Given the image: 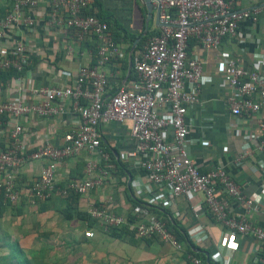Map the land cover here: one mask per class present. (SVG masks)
I'll use <instances>...</instances> for the list:
<instances>
[{"label": "built area", "instance_id": "obj_1", "mask_svg": "<svg viewBox=\"0 0 264 264\" xmlns=\"http://www.w3.org/2000/svg\"><path fill=\"white\" fill-rule=\"evenodd\" d=\"M45 1L48 7L44 21L54 34L78 42L90 40L94 48L90 60L80 64L75 80L68 85L22 84L19 95L0 99V128H6L8 137L5 147H0V205L18 204L24 196L39 201L52 194L66 197L71 190L81 196L89 195L116 169L111 152L102 144L103 127L111 122L125 123L136 147L133 152L123 153L119 161L134 160L132 168L141 169L144 174L135 176L130 186L142 194L150 193L151 198L139 203L130 215L91 203L87 212L102 231L126 227L137 238L159 239L179 248L167 221L152 213V204L163 205L171 216L179 198L192 201L202 193L204 198L192 204L191 210L199 216L206 208L224 226L230 250L238 235L264 243V227L253 220L255 213L264 214V184L248 193L220 161L208 170L198 167L196 153L201 148L190 139L195 128L187 119L189 107L198 104L205 81L201 57H189L187 53L190 40L217 48L224 38L238 35L244 20L257 23L264 5L246 9L239 7L241 0H151V19L159 17L152 27L158 32L148 35L132 53L136 78L131 87L111 91L106 67L120 63L126 51L116 43L108 22L87 12L92 0ZM40 2L12 0L0 18V71H22L26 67V44L19 38L12 40V32L22 26L33 30L38 23L34 11ZM222 52L225 81L232 89L228 103L234 124L242 118L260 121L256 131L243 135L246 144L232 163L256 168L264 177V160L255 157V152L264 153V73L259 68H247L232 51ZM255 55L263 64L264 55ZM17 78L24 81L23 77ZM66 106L78 119L77 126L64 137L63 145L53 144L48 136L32 145L23 122L63 115ZM84 153L88 157L81 176L59 188V163ZM33 161L40 163L39 169L27 178L23 168ZM228 197L242 205L244 211H233ZM84 236L93 238L95 232L88 229ZM206 237L201 227L192 242L201 248ZM230 257L214 251L207 260L194 255L190 259L192 264H228Z\"/></svg>", "mask_w": 264, "mask_h": 264}, {"label": "crops", "instance_id": "obj_2", "mask_svg": "<svg viewBox=\"0 0 264 264\" xmlns=\"http://www.w3.org/2000/svg\"><path fill=\"white\" fill-rule=\"evenodd\" d=\"M3 1L5 0L0 1V5H4L2 10L12 2ZM102 1L108 11L121 17L128 31L139 33L136 21L140 17H147V9L141 0ZM262 5L264 0H241L239 7L250 9ZM47 7V1L41 0L38 9L34 11L38 23L32 31L22 26L12 32V40L19 38L25 42L28 63L25 73L19 75L23 77V82L18 81L19 76L0 81L1 100L19 95L22 84L66 86L75 80L80 64L91 58L90 51L94 44L90 40L73 41L69 36L54 34L47 27L44 21ZM156 22L152 18L148 25L152 26ZM144 23L147 24L146 19ZM121 45L126 49L123 43ZM224 50H230L232 55L241 57L247 68H259L264 73V63L258 62L255 55H264V11L257 23L244 20L238 35L224 38L221 46L204 47L198 41L190 40L187 50L189 57H201L205 76L198 104L189 107L187 112V119L194 123L195 128L190 139L196 140L198 148H201L196 153L197 165L202 170H208L220 161L230 176L238 180L246 192L251 193L260 189L264 184V177L256 168H247L243 164L234 165L232 161L246 144L243 135L256 131L260 121L242 118L239 124H234V116L230 113L228 103L232 89L226 84L224 77ZM130 63L128 52L120 63L107 65L111 91H117L121 86L131 87L136 76L130 78L133 70ZM65 109L63 115L54 118L37 121L29 119L23 122L32 145L39 144L47 136L53 144L63 145L64 137L77 126L78 119L68 106ZM129 131V125L125 123L111 122L103 127V147L111 152L112 157L116 156L115 160L118 162L123 153L135 150L136 141ZM7 141L6 128L1 127L0 147L4 148ZM255 155L264 160V153L255 152ZM87 157V153H84L59 163L56 169L59 188L63 189L71 179L82 174ZM133 162L134 160L123 162L127 164L126 170L116 167L101 187L94 188L87 196H81L79 209L87 212L89 205L94 202L108 206L120 215H130L139 203L150 199V193L142 194L132 186L131 189L127 188V173H133L132 179L144 174L141 169L132 168ZM39 166L38 161L25 165L23 175L27 178L36 175ZM203 198L202 193L192 201L179 198L177 209L171 215L177 228L186 234L190 242L192 236L204 227L207 233L205 243L199 247L201 250L193 249L194 252H201L209 257L214 251H221L231 256L228 264H264V243L252 237L238 235L234 238V248L230 250L224 226L206 208L199 216L192 212L191 205ZM228 201L233 211H244L242 205L232 197H228ZM67 204L66 197L52 194L42 201L24 196L18 204L0 205V264H24V260L29 264H192V254L188 252L189 243L186 240L177 241V248L159 239H150L149 244L135 236L134 241L128 237L115 239L108 232L102 231L98 223L91 226L89 219L75 217L68 220L63 214ZM153 204L154 215L169 213V209L163 205ZM253 220L264 227V214L255 213ZM88 229L94 230L93 238L84 236Z\"/></svg>", "mask_w": 264, "mask_h": 264}, {"label": "trees", "instance_id": "obj_3", "mask_svg": "<svg viewBox=\"0 0 264 264\" xmlns=\"http://www.w3.org/2000/svg\"><path fill=\"white\" fill-rule=\"evenodd\" d=\"M11 4H12V2H11ZM11 4L6 6V8L2 10L0 18L7 12L8 8L11 6ZM87 12L88 13H96L98 16L102 17L104 20H106L108 22L109 27L113 32L112 35H113V38L115 39L116 43L122 44L125 42V43L129 44V47H127L125 49L126 53L129 52L130 47L136 38H139V40L136 44V48H140L148 35L158 32L157 29H154L151 25H145V23H144L143 29L139 33H135V32L132 33L131 31H128L125 28V26L121 20V17L119 18L116 16L115 13L108 11V9H106L104 7V1H102V0H92V4L88 8ZM26 66H27V64H26ZM25 71H26V67H24V69L22 71H17L15 69L0 71V81L1 82L6 81L7 79H10L12 77L23 75L25 73ZM134 76H136V73L133 69L131 72L130 78L132 79ZM102 144L105 145V142L103 140H102ZM115 157L116 156L113 155V160L116 164L117 169H120V167H121V168L126 170L127 164H123L122 161L118 162L117 160H115ZM132 176H133V173H131V177ZM80 197H81V194L71 190L69 192L68 196H66V200H67L68 204L64 208L63 214L65 215V217L68 220H71L72 218H75V217H79V218L82 217L85 219H89L91 226L95 225L98 222L95 219H93L88 212L81 211L79 209ZM6 204H13V203H6ZM6 204H2L1 206L6 205ZM159 216L167 221L168 226L170 228H172L177 241L181 242V241L186 240L190 244V245L188 244V247H189L188 252H190L192 255H194L198 258H205L207 260V257L203 253L194 252L193 249H195V251H196V250L200 249L199 246H197V247L194 246L193 242H190V240L187 238L186 234L181 229L177 228L176 223L174 222L172 216H169L168 213H166V212H160ZM108 233L110 234V236H112V238H115V239H124V238L128 237L129 239H133V241L135 240L134 234L132 232L128 231L126 227L114 228V229H111ZM136 239L141 240L142 238H136ZM144 240L146 241V244L150 243V239H144ZM23 262H24V264H29L28 261L24 260ZM210 263H214V262L211 260Z\"/></svg>", "mask_w": 264, "mask_h": 264}, {"label": "water", "instance_id": "obj_4", "mask_svg": "<svg viewBox=\"0 0 264 264\" xmlns=\"http://www.w3.org/2000/svg\"><path fill=\"white\" fill-rule=\"evenodd\" d=\"M142 2L145 4V7H146V9H147V12L150 13V15L146 17V21H147V24H146V25H148V21L151 19V17H152V12H153L152 1H151V0H142ZM156 20H157V22H159V17H158V16H157ZM138 39H139V38H136V39L133 41L132 46H131V48H130V50H129V59H130V62H131V63H130V68H131V69H132V67H133L132 53H133V51H134V49H135V47H136V44H137ZM127 175H128L127 188H128V189H131V188H130V183H131L132 177H131V175H130L129 173H127Z\"/></svg>", "mask_w": 264, "mask_h": 264}, {"label": "rangeland", "instance_id": "obj_5", "mask_svg": "<svg viewBox=\"0 0 264 264\" xmlns=\"http://www.w3.org/2000/svg\"><path fill=\"white\" fill-rule=\"evenodd\" d=\"M0 1H2V0H0ZM6 1H8V0H5V1H3V2H6ZM142 1V0H141ZM4 7V5L2 4V5H0V15H1V10H2V8ZM144 18H142V17H140L139 19H138V21H136L137 22V24H136V29H137V32H140L142 29H143V24H144ZM151 23H152V21H151ZM123 45L125 46V48H127V47H129V44H127V43H123ZM132 46V45H131ZM131 48V47H130ZM76 178H78V177H76ZM93 226V225H92ZM97 226V225H96Z\"/></svg>", "mask_w": 264, "mask_h": 264}]
</instances>
